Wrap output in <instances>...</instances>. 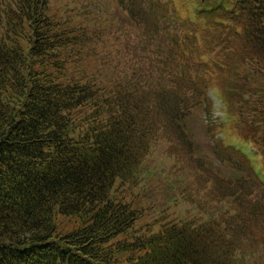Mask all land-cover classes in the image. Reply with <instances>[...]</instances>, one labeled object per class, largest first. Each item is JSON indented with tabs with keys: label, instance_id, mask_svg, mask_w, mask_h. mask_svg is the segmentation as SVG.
Listing matches in <instances>:
<instances>
[{
	"label": "trees",
	"instance_id": "16d2710c",
	"mask_svg": "<svg viewBox=\"0 0 264 264\" xmlns=\"http://www.w3.org/2000/svg\"><path fill=\"white\" fill-rule=\"evenodd\" d=\"M211 87L264 171V0H0V264H264V179L184 128Z\"/></svg>",
	"mask_w": 264,
	"mask_h": 264
},
{
	"label": "rangeland",
	"instance_id": "374dc122",
	"mask_svg": "<svg viewBox=\"0 0 264 264\" xmlns=\"http://www.w3.org/2000/svg\"><path fill=\"white\" fill-rule=\"evenodd\" d=\"M177 2L180 4L179 1ZM214 19L215 17L212 18L211 16L207 15L202 17L200 20H202L201 23L206 24ZM208 37L209 36H207V38ZM229 81V78L223 80L222 82H224V84H222L220 88L224 92L223 94L225 97L230 102V100H233V98H231L227 93ZM219 89L217 87H211L208 89L209 101L211 103V112L207 107L208 103L203 101L201 104L192 108L191 113H189V115L184 119V128L192 140L194 155L196 157H202L207 167H210V169L218 172L224 177L230 178L240 176L244 174L241 163L236 161L237 164H235L234 157V160L225 159L230 154H227L228 152L225 153L222 150L221 153L225 157L223 158L218 150V145H220L219 141L221 139L224 140L226 145L231 143L233 140L235 141L234 144L240 147L242 151L250 158L256 173L262 177V167L258 164L259 160L256 154L253 152L251 143L241 138L235 139V137L231 135V131L233 133L237 132L232 127L230 122L226 123L229 109L227 108L225 101H220L219 95L221 98L222 95ZM259 163H261V161H259ZM182 205V214H188L185 210V207L190 208V204L184 203ZM178 208L179 207H177V209ZM143 221L144 219L139 220L137 225H141Z\"/></svg>",
	"mask_w": 264,
	"mask_h": 264
}]
</instances>
